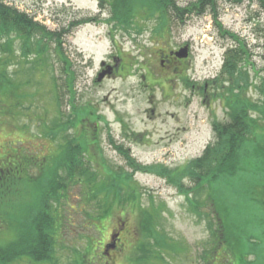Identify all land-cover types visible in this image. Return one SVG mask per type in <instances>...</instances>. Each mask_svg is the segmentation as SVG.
<instances>
[{
    "label": "rangeland",
    "instance_id": "rangeland-1",
    "mask_svg": "<svg viewBox=\"0 0 264 264\" xmlns=\"http://www.w3.org/2000/svg\"><path fill=\"white\" fill-rule=\"evenodd\" d=\"M4 1L34 16L51 31H62L61 28L65 27L62 48L68 63H56L57 75H61L60 82L66 88V78H69L66 70H71L75 94H67L64 88L65 98L72 100V112L75 109L87 110L94 116L93 121L90 117L85 119L88 114L82 117L83 121L92 123L90 128L83 122L78 125V130H70L82 133L89 130L93 149L86 154L89 163L85 164L100 179L106 177L107 167L117 173L124 170L134 172L133 181L138 183L137 200L131 206L115 208L109 218L97 221L93 219L99 211L97 203L86 201L85 187L71 184L67 173L60 169V177H64L63 181L69 186L68 197L60 210L55 253L59 264H105L108 258L105 245L114 236L112 228L122 221L125 223L121 235L124 249L113 252L116 257L112 261L113 264H131L133 254L141 246V232L137 235L135 232L138 228L142 230L138 221L142 210L157 214L156 229L168 242L167 249L162 251L164 261L156 259L153 264H207L212 255L213 241L205 214L210 208L205 205L206 196L200 198L202 215L194 213L184 195L166 178L156 173L135 172L115 144L129 150L138 162L146 166L163 164L173 169L200 156L215 138L213 122L229 118V109L216 94L222 95L230 85L228 76H221V70L225 52L234 46V40L222 36L210 12L199 16L187 15L186 18L179 16V19L171 20L166 29L159 25L157 17H143L137 20L136 28L127 32L108 21L110 15L100 9L99 0ZM190 1L196 0H177L182 6ZM218 4L219 22L223 28L243 38L253 54V63L242 67L245 78L240 84L242 82L247 87L240 93L251 102L262 103L264 9L257 0H245L237 5L221 0ZM138 28L140 32L136 31ZM20 43L17 40V54L22 52ZM167 47L189 48L184 74L179 78L172 76L163 80L153 74L161 69L159 55ZM118 52L125 56L127 62L130 61L127 72L98 81L101 69L110 64L112 54ZM11 59L16 65L11 71L19 69V63L25 64L23 60ZM51 70L50 67L49 73L45 70V76H38L35 84L38 88L33 86L27 90L34 96L20 108L30 117L28 114L15 119L9 115L0 116V166L8 165L11 159L17 160L22 155L31 158L30 176L34 181L41 179V168L52 166V158L56 154L55 144L41 137L45 129L42 119L46 118L49 124L57 114L55 79ZM169 76L167 74L166 78ZM216 78L223 84L214 83L212 80ZM185 80L193 85L188 87ZM204 85L206 93L202 88ZM45 157L48 158L41 161ZM24 180L27 178L20 179L21 183L17 185L23 198L7 197L5 202L10 201L8 206L17 208L35 199L36 189ZM186 181L191 184L190 180ZM1 221L0 218V224ZM143 247H151L152 251L158 249L147 242ZM14 264L35 263L23 259ZM214 264H223L220 253Z\"/></svg>",
    "mask_w": 264,
    "mask_h": 264
},
{
    "label": "trees",
    "instance_id": "trees-1",
    "mask_svg": "<svg viewBox=\"0 0 264 264\" xmlns=\"http://www.w3.org/2000/svg\"><path fill=\"white\" fill-rule=\"evenodd\" d=\"M219 1L196 0L182 6L177 0H99L100 9L110 15L108 21L127 32L136 28L137 20L143 17H157L159 25L166 29L169 22L179 19V16L186 18L187 15L199 16L210 12L222 36L234 40V46L225 52L221 70V76H228L230 85L222 95L216 94L229 109V118L213 122L215 138L200 156L169 169L163 164L143 165L129 150L117 144L115 147L135 172L156 173L166 178L184 195L194 213L202 215L200 198L206 196L205 205L210 208L205 214L213 241L212 255L207 264H214L219 253L223 264H264V100L254 103L240 93L247 87L242 82L240 84L245 78L242 67L252 62L253 54L243 38L224 29L219 22ZM227 1L237 5L245 0ZM257 1L264 9V0ZM61 30L51 31L34 16L0 0V116L4 114L15 119L28 114L21 108L34 93L27 90L33 86L38 88L35 85L38 76H45V70L49 73L50 67L57 94V114L49 124L46 118L42 119L45 129L41 137L50 139L56 147L52 166L41 168L42 176L38 181L30 176L32 159L24 155L18 158L19 161L11 159L8 165L0 166V264H14L23 259L35 264H59L55 253L60 210L68 197L69 186L63 181L64 177H60V169L67 173L71 184L85 187L86 201L97 203L99 211L93 217L97 221H104L115 208H127L137 200L138 183L133 181L134 172L124 170L117 173L113 168L105 167L106 177L100 179L85 164L89 163L86 154L93 149L89 132L70 131L78 130L82 117L88 111L75 109L72 112V100L65 98L61 75H57L56 63H68L62 48L65 27ZM17 40L21 41L22 52L19 54L16 51ZM11 58L23 60L25 64L19 63V69L11 71L16 66ZM66 72L69 78H66L65 90L67 94L74 95V77L69 68ZM212 81L223 84L219 78ZM185 83L188 87L193 85L189 80ZM202 88L206 93V86ZM89 117L94 120L93 114H88L85 119L89 120ZM47 158H41V161ZM25 178L27 185L36 189L35 199L17 208L8 206L10 201L5 202L7 197L23 198L17 185L21 183L20 179ZM142 211L141 246L133 254L131 264H153L156 259L164 261L162 251L167 249L168 242L156 229V213ZM146 242L158 249L152 251L151 247H143Z\"/></svg>",
    "mask_w": 264,
    "mask_h": 264
},
{
    "label": "flooded vegetation",
    "instance_id": "flooded-vegetation-1",
    "mask_svg": "<svg viewBox=\"0 0 264 264\" xmlns=\"http://www.w3.org/2000/svg\"><path fill=\"white\" fill-rule=\"evenodd\" d=\"M168 48V47H167ZM178 51V49H173V48H168L165 50H161L160 55H159V62H160V68L158 69V72L155 74V72H153V74L155 76H158L159 78H163V80H167V79H171L170 77L174 76V77H181L184 74V65L185 62H187L188 58H184V57H180L176 54V52ZM110 64L106 65L102 70H104L105 68H109V70L111 71L109 74H107V76L104 78L106 79L107 77H111V76H116L117 74L121 75L123 72H127V67L129 65L130 61H126L125 60V56L122 55L121 52L112 54L111 58H110ZM162 71V72H160ZM170 75L168 78H166V75ZM123 75V74H122ZM85 123V127L90 128L91 127V122L88 123L86 121H82L80 123V125L82 123ZM90 126V127H89ZM85 129V128H84ZM87 132H89L88 129H85ZM139 224H140V217H139ZM124 222L122 221L121 224L118 222L115 228H112V232H113V237H110V245L113 246L112 249H110L109 252H107V257L109 259H106V263L105 264H113L112 259H114V257H116V255H113V252L117 251H122L124 249V243L123 240L121 239V235L123 234V229H124ZM141 225V224H140ZM139 231V228L137 229ZM135 232V234L137 235L139 232ZM134 234V233H133ZM129 260V258H128ZM115 261V260H114Z\"/></svg>",
    "mask_w": 264,
    "mask_h": 264
},
{
    "label": "water",
    "instance_id": "water-1",
    "mask_svg": "<svg viewBox=\"0 0 264 264\" xmlns=\"http://www.w3.org/2000/svg\"><path fill=\"white\" fill-rule=\"evenodd\" d=\"M177 55L180 57H187L188 56V47H184L182 48L180 51L177 52ZM111 71L109 70V68L103 70L102 72H100L99 76H98V81H102V79L105 78V76L107 74H109ZM113 248V246H107V250Z\"/></svg>",
    "mask_w": 264,
    "mask_h": 264
}]
</instances>
